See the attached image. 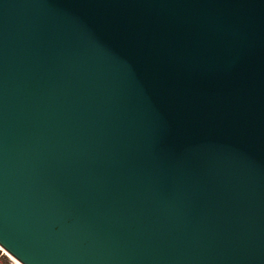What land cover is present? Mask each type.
I'll return each instance as SVG.
<instances>
[{
  "label": "water",
  "instance_id": "95a60500",
  "mask_svg": "<svg viewBox=\"0 0 264 264\" xmlns=\"http://www.w3.org/2000/svg\"><path fill=\"white\" fill-rule=\"evenodd\" d=\"M0 246L264 264V0H0Z\"/></svg>",
  "mask_w": 264,
  "mask_h": 264
},
{
  "label": "rangeland",
  "instance_id": "374dc122",
  "mask_svg": "<svg viewBox=\"0 0 264 264\" xmlns=\"http://www.w3.org/2000/svg\"><path fill=\"white\" fill-rule=\"evenodd\" d=\"M0 264H23L0 246Z\"/></svg>",
  "mask_w": 264,
  "mask_h": 264
}]
</instances>
